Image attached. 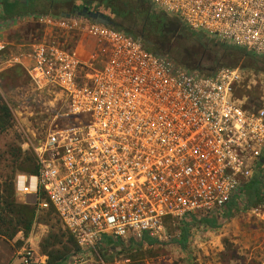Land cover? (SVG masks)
<instances>
[{
    "label": "built area",
    "instance_id": "2783aa9c",
    "mask_svg": "<svg viewBox=\"0 0 264 264\" xmlns=\"http://www.w3.org/2000/svg\"><path fill=\"white\" fill-rule=\"evenodd\" d=\"M146 1L210 41L264 57V0ZM21 21L39 33L0 41V74L21 68L49 107L42 138L24 143L37 173L19 175L15 193L53 208L80 255L105 237L165 240V219L213 215L250 183L264 149V94H236L243 69L191 71L76 15L9 17L4 26ZM239 215L252 235L242 249L264 264V201ZM20 264L46 261L25 248Z\"/></svg>",
    "mask_w": 264,
    "mask_h": 264
},
{
    "label": "rangeland",
    "instance_id": "374dc122",
    "mask_svg": "<svg viewBox=\"0 0 264 264\" xmlns=\"http://www.w3.org/2000/svg\"><path fill=\"white\" fill-rule=\"evenodd\" d=\"M101 1L105 6L115 7L111 0ZM103 9L108 12L106 8ZM69 12V10L62 9L47 14L61 16V13ZM21 29L38 35L40 27L34 23L25 22ZM146 30L154 39L163 38L164 33L157 26L148 25ZM10 38L13 39V37ZM164 38L170 43L169 46L174 45L175 47L172 49L170 58L177 65L179 64L178 61L176 62L177 55L185 53L189 56L198 50L203 51L201 42L194 38L190 31L182 30L172 37L168 35L167 38ZM16 39L18 37L15 36L14 40L18 42ZM201 41L204 43L206 40ZM183 48H186L187 53ZM207 51L209 52L208 58L213 60L214 51L211 49ZM250 63L252 62L240 60L237 65L246 72V79L236 94L239 97L258 99L264 94V72L257 71V68L262 67L260 64L251 66ZM247 66H250L251 69H248ZM221 68L223 66L219 65L218 68L216 66L207 70H211L213 73ZM0 94L12 113L11 127L0 134V148L4 142H12L16 138L23 142V149H27L24 143L28 140L37 143L38 139L42 138L40 125L46 117L42 113H46L45 109L49 107L47 103L49 97L32 95L26 75L20 71L0 76ZM16 198L19 202H23L21 196L16 195ZM233 201L235 206L232 205L224 209L222 218L218 220V225L214 228H207L206 225L197 222L203 218L199 216H186L182 219L168 218L163 222L165 240L157 241L153 245L142 243L141 246H137L140 241L122 240L120 245L112 248L104 245L87 256L78 253L76 242L65 229L54 209L46 207L36 210L35 224L29 234V236H33L32 245L26 244L23 245V248H31L37 260L45 257L46 263L48 257L43 255V251L53 254L69 253L65 264H255L249 260V251L242 249L244 246L248 247L252 238L247 218L239 215L238 197ZM183 221L189 224V236L185 249H181L176 242L180 237L179 226ZM17 245L19 243L15 244V246Z\"/></svg>",
    "mask_w": 264,
    "mask_h": 264
},
{
    "label": "trees",
    "instance_id": "16d2710c",
    "mask_svg": "<svg viewBox=\"0 0 264 264\" xmlns=\"http://www.w3.org/2000/svg\"><path fill=\"white\" fill-rule=\"evenodd\" d=\"M91 3L99 2L98 6L106 8L108 14L111 15L116 30L123 31L134 38L141 39L144 46L155 53L165 55L170 58L174 45L169 46V42L165 40L168 35L171 37L182 30L190 31L185 26L179 23V20L173 16L156 9L149 5L146 0H111L115 4L114 8L105 6L103 2L97 0H89ZM2 9L6 17L10 16H26L33 15V11L29 8H19L17 3L11 0H2ZM47 14V13H44ZM148 25L157 26L163 31L162 39H154L152 35L146 30ZM191 32V35L196 38L201 45L203 51H197L195 54L186 55L185 53L177 55L176 62L178 65L188 70L211 75L209 68H214L220 65L223 68H236L240 60H247L251 66L260 64L262 67L257 68V71L264 72V57L248 53L244 49L210 41L204 37L200 32ZM165 40V41H163ZM201 40H206L202 43ZM151 43L149 45L148 43ZM174 43V42H173ZM211 46V47H210ZM213 48H215L213 50ZM211 49L214 55L213 60L208 58L207 50ZM185 51L186 48H183ZM182 50V51H183ZM179 51L180 48H179ZM178 51V53H179ZM207 53H206V52ZM186 52V51H185ZM181 53V52H180ZM187 53V52H186ZM171 59V58H170ZM251 69L250 66H247ZM18 71L24 73L19 67L11 68L4 71L0 76L14 74ZM25 74V73H24ZM12 113L7 104L3 101L0 94V134L11 127ZM23 142L18 138L12 142H4L0 148V237L7 241H11L18 233H22L26 239L35 224L36 207L28 202H19L15 193V178L19 174L35 175L37 173V165L34 154L29 149H23ZM264 201V149L260 157V163L250 183L245 186L238 195L239 207L247 209L258 205ZM235 206L232 201L226 208ZM221 210L213 215L203 217L197 222L204 224L207 228H214L218 224V220L222 218L223 212ZM197 217V216H194ZM186 222V221H185ZM184 221L179 226L180 237L176 240L181 249H185L186 242L189 236L188 223ZM122 240L105 237V245L108 247H115L120 245ZM157 240L144 236L137 246L142 243L153 245ZM48 257L46 264H65L69 253L67 254H53L51 252H42Z\"/></svg>",
    "mask_w": 264,
    "mask_h": 264
},
{
    "label": "crops",
    "instance_id": "0c3cea01",
    "mask_svg": "<svg viewBox=\"0 0 264 264\" xmlns=\"http://www.w3.org/2000/svg\"><path fill=\"white\" fill-rule=\"evenodd\" d=\"M2 0H0V41H5L7 43H15V36L18 37L19 41H28L34 33L26 30L23 31L22 26H24V21L15 22L11 26L5 27L4 21L7 17L4 15L2 9ZM9 18V17H8ZM10 37H13L11 40ZM33 236L30 235L26 239L23 237L22 233H18L11 241H7L0 237V264H20V255L25 249L23 245H32ZM16 243L19 245L15 246ZM43 259L45 257H42Z\"/></svg>",
    "mask_w": 264,
    "mask_h": 264
},
{
    "label": "flooded vegetation",
    "instance_id": "af4514ba",
    "mask_svg": "<svg viewBox=\"0 0 264 264\" xmlns=\"http://www.w3.org/2000/svg\"><path fill=\"white\" fill-rule=\"evenodd\" d=\"M11 2L17 3L19 8L23 7L31 9L33 15H48L44 13L58 12L62 9L69 10V13H71L75 7L77 10L85 7L89 11L100 10L103 13L108 14L101 6H98V8L96 7L98 4L97 2L91 3L89 0H26L25 3L22 0H11ZM69 6H71L70 9Z\"/></svg>",
    "mask_w": 264,
    "mask_h": 264
},
{
    "label": "water",
    "instance_id": "95a60500",
    "mask_svg": "<svg viewBox=\"0 0 264 264\" xmlns=\"http://www.w3.org/2000/svg\"><path fill=\"white\" fill-rule=\"evenodd\" d=\"M24 3L26 2V0H22ZM72 15H76V16H81V17H85L88 18L96 23L99 24H103V25H107L110 27H114L115 26V22L113 21L112 17L110 14H105L100 10H93V11H89L87 8L83 7L80 10H77L76 7L73 9V11L71 13H67V14H61V16L64 17H70ZM179 23L183 26V22L179 21ZM149 45H151V43H148Z\"/></svg>",
    "mask_w": 264,
    "mask_h": 264
}]
</instances>
